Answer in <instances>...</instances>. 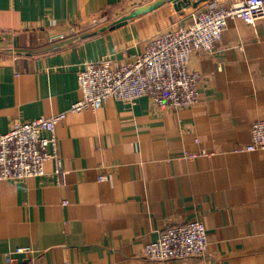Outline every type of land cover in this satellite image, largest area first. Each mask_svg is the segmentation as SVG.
I'll list each match as a JSON object with an SVG mask.
<instances>
[{"label": "crops", "instance_id": "crops-1", "mask_svg": "<svg viewBox=\"0 0 264 264\" xmlns=\"http://www.w3.org/2000/svg\"><path fill=\"white\" fill-rule=\"evenodd\" d=\"M134 1L0 0V133L15 120L67 109L80 97L84 62H122L153 33L238 0H189L179 9L165 1L150 11L155 17L104 31L86 25ZM215 47L192 53L201 81L191 107L109 97L57 123L60 183L52 160L42 176L0 181V264L19 245L33 247L13 254L22 264H264V153L234 151L264 118V18L230 19ZM194 218L206 227V255L141 256L167 225Z\"/></svg>", "mask_w": 264, "mask_h": 264}, {"label": "built area", "instance_id": "built-area-1", "mask_svg": "<svg viewBox=\"0 0 264 264\" xmlns=\"http://www.w3.org/2000/svg\"><path fill=\"white\" fill-rule=\"evenodd\" d=\"M101 16V14L99 15ZM97 17V16H96ZM93 18L100 23L105 16ZM241 18L253 24L264 18V0H238L230 4L214 3L199 10L189 23L171 24L150 35L143 50L122 62L108 55L86 61L77 72L80 97L61 111L26 120H15L8 130L0 133V181H17L45 174L44 163L52 160L57 183L62 173L56 125L69 112L85 108L98 109L109 97L132 102L148 97L155 109H181L193 106L200 93V71L192 66V53L213 54L215 43L230 19ZM74 30V27H70ZM64 33L52 35L61 38ZM234 151L264 153V118L250 127V141L237 145ZM205 151L185 153L189 157ZM99 178H106L100 175ZM66 199L62 203L66 204ZM31 245H19L6 253L8 264H22L14 253L32 254ZM208 252L205 224L198 218L167 225L158 236L144 244L141 256L149 261L204 256Z\"/></svg>", "mask_w": 264, "mask_h": 264}, {"label": "water", "instance_id": "water-1", "mask_svg": "<svg viewBox=\"0 0 264 264\" xmlns=\"http://www.w3.org/2000/svg\"><path fill=\"white\" fill-rule=\"evenodd\" d=\"M136 1H138V0H136ZM136 1H134V2H136ZM146 1H148L150 3L147 4L146 6L142 7V8H136V9H131V10H130V6L134 2L125 4L122 7V9H119V11H124L125 13H123L122 15H117V17H115L114 20H112L109 24L100 27L97 31H104L106 29H114L116 27H119V26L125 24L128 21V19H130L136 15L142 14V13H147V12L159 7L165 1H172L174 3V7L176 9L181 8L182 5H184L186 2H189V0H156V1L146 0Z\"/></svg>", "mask_w": 264, "mask_h": 264}, {"label": "rangeland", "instance_id": "rangeland-1", "mask_svg": "<svg viewBox=\"0 0 264 264\" xmlns=\"http://www.w3.org/2000/svg\"><path fill=\"white\" fill-rule=\"evenodd\" d=\"M152 1H156V0H152ZM151 1V2H152ZM150 2H148V1H146V0H138V1H136V2H134L133 4H131V6H130V10L131 9H136V8H142V7H144V6H146L147 4H149ZM165 3V2H164ZM119 9H122V7H119L118 9H113V10H110V11H108V12H102L101 13V16H105V18H103V21L101 22V23H98V24H96V23H92V21H93V18L94 17H96V18H98V17H101V16H99V15H96V16H94V17H90V19H88V20H86V25H88V27L90 26V27H95L94 29H96V30H98V28L102 25V26H104V25H107V24H109L111 21H112V19L114 20V18L115 17H117V15H122L123 13H125L124 11H119ZM156 9V8H155ZM155 9H153V10H151V11H154ZM164 9H167V8H164ZM150 12V11H149ZM149 12H147V13H142V14H139V16L138 15H136V16H138V17H142V16H144V15H146V14H148ZM151 13V12H150ZM158 10H156L155 12H152L151 14H150V17L152 16H158ZM135 17V16H134ZM111 20V21H110ZM160 31V30H159ZM158 32V31H157ZM154 34V33H153ZM51 38V37H50ZM53 39V38H52ZM3 47H1L0 46V50H4V49H2Z\"/></svg>", "mask_w": 264, "mask_h": 264}]
</instances>
